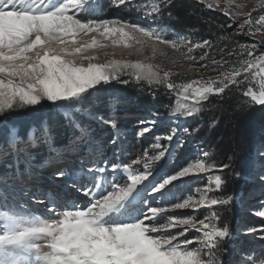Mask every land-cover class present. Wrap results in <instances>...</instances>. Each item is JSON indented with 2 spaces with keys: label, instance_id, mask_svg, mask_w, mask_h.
<instances>
[{
  "label": "snow or ice",
  "instance_id": "snow-or-ice-1",
  "mask_svg": "<svg viewBox=\"0 0 264 264\" xmlns=\"http://www.w3.org/2000/svg\"><path fill=\"white\" fill-rule=\"evenodd\" d=\"M203 2L228 16L231 23L226 27L235 24V32L227 33L221 25L223 35L193 42L178 34L170 37L160 26L91 18L90 14L99 16L97 0H0V129H6L0 141V264H264V245L247 252L243 245H232L235 258H224L226 241L233 234L218 208L229 205L233 196L216 194L225 183L221 175L186 196L174 183L192 174L223 171L230 163L206 162L208 153L198 149L199 156L173 173L169 161L175 148L183 146L178 138L169 151L177 128L156 136L151 154L145 149L120 160L114 149L106 154L92 136L91 124L82 119L100 120L119 136L114 115L123 103L119 97L110 99L107 118L94 114L93 105L82 107L90 89L112 81L131 80L175 92L172 116L177 119L201 112L202 101L231 86L241 89L246 98L242 105L264 106V39L253 44L234 39L237 34L264 36V0H254L249 11L239 10L244 5L235 0ZM112 3L131 6L145 18L157 20L171 0ZM103 41L128 48L138 45L141 52L153 41L175 50L178 58L204 62L200 67L214 75L176 83L174 73L159 65L118 59L101 63L88 53L108 47ZM195 49L201 50L199 56L192 54ZM151 51L155 55L154 47ZM43 101L51 102L63 117L62 127L70 130L66 143L57 145L58 125L46 119L23 133L19 124L9 123L12 113ZM140 123L145 126L138 135L143 136L152 131L156 119ZM116 143V138L110 142ZM41 147L48 155L36 163V150ZM166 153L167 159L158 164ZM43 168L53 169L54 178L46 183L39 174ZM68 176L73 178L71 191L57 182ZM255 179L264 183V166ZM73 192L82 194L83 201ZM31 201L42 207H33ZM178 209L197 211L178 215ZM256 214L264 217V210ZM244 232L264 233V224ZM259 239L264 240V235Z\"/></svg>",
  "mask_w": 264,
  "mask_h": 264
},
{
  "label": "rangeland",
  "instance_id": "rangeland-1",
  "mask_svg": "<svg viewBox=\"0 0 264 264\" xmlns=\"http://www.w3.org/2000/svg\"><path fill=\"white\" fill-rule=\"evenodd\" d=\"M199 2L200 4L204 5L207 10L210 12H218L223 15H225L223 12L215 9H208L206 4L203 2V0H195ZM135 4H143L147 5L151 2V0H133ZM235 3L237 5H244L242 9H239L241 11H249L251 10V7L254 3V0H235ZM98 8H99V16L91 15V18H101V19H125L129 22H135L140 23L142 26L151 24L153 26H160L167 30L169 36L171 37L173 34H178L180 36H185L191 39L186 34H183L181 32H177L173 29H169L168 27L159 24L158 22L154 20L147 19L143 16V13L140 11H137L135 8H132L129 6V8H126L124 5L114 6L112 3V0H97ZM257 11H259V8L257 7ZM256 15V12H253V16ZM226 16V15H225ZM228 17V16H227ZM228 20L229 17H228ZM231 21V20H230ZM90 35H96L95 33ZM253 43H259L261 39H264V36L261 34H257L255 37L247 36ZM90 37H83L84 41H88ZM193 40V39H192ZM197 40H193V42H196ZM105 44L108 45L106 48L102 49H95V50H89L88 54H92L98 57V62H105L109 59H118V60H131L136 61L140 60L147 64H154L159 65L162 68L166 70H170L174 73L173 79L176 83H182L185 81H188L190 79H200L201 77L206 78L209 75H214V73L211 72L210 69H203L200 67L201 63L204 62H192L188 61L186 59L178 58V53L171 49L168 46L161 45L158 43H155L153 41H148V45L150 46L148 49H146L144 52L139 51V46L134 45L131 48L125 47L124 45H111L110 41H103ZM264 47V45H261ZM156 49L155 55H152V48ZM201 53L200 49H195L192 53L193 55L199 56ZM122 79H127V77H122ZM139 83L129 81L128 84L119 83L117 81L110 82L107 86L109 88H113L115 86H120L123 89L122 93H127V88H135ZM100 85H97L95 89H90L89 93L90 95L87 98H91L93 95H96V89ZM153 87V86H152ZM164 89V88H163ZM166 93L170 94L171 99H173L176 103L177 96L175 92H169L168 90H165ZM119 91H116L118 93ZM118 94H115L113 96H117ZM121 95V94H120ZM213 95H219V94H213ZM212 96V95H211ZM102 101V100H101ZM101 101H97L98 104H101ZM93 105V104H92ZM89 103L87 105H83L82 107H89ZM111 110V109H110ZM109 110V107H103L100 105L97 109L95 107H92V111L94 114L102 115L105 118L108 117V115L111 113ZM43 114L45 116H49L52 121L59 120L63 118L52 106L51 102L43 101L40 105L30 106L28 108L19 110L17 112L12 113L10 119L11 121H16V124H19L21 126V131L25 130L29 127L28 120L23 121L25 118L28 117V115L31 114ZM120 114L132 116L128 117V122H123L120 124H117V129H119V136H117V130L112 129L110 125L104 124L100 120H88L85 119L86 123H90L92 127V136L96 138L97 141H99L100 145L106 149V154L111 155L113 149L116 152V157H118L120 160H128L130 158H134L139 153L143 152L145 149L149 150V154H151L152 150L150 149V145L155 142L156 136H166L169 134L170 130L172 128H175L173 126V123L168 122V119L165 115H158L154 113H144V112H138L132 113L129 110H115L114 115L121 116ZM41 116V115H40ZM9 119V120H10ZM27 119V118H26ZM156 119V124L152 128V131L149 133H145L143 136H139L138 132L144 127L145 125H142L140 123L141 120H152ZM24 122V123H23ZM113 138L117 139V143L115 145H111L110 142ZM183 140V146L182 147H176L175 151L173 152L172 159L169 161V169L174 173L175 170H178L179 168L183 166H187V164L195 157L199 156L201 153L198 152V149H202L196 144H193L189 146L191 142ZM67 142V141H66ZM66 142H56L57 145L66 143ZM162 144H168L169 142L162 140ZM177 145V137L173 138V141L171 142L169 146V151L172 152L173 147ZM203 150V149H202ZM39 155H37L36 163L42 162V160L48 155L47 151L41 147L36 150ZM261 153H264V147L262 149L257 150L255 153L256 160L254 162V171L249 175L246 182L243 185V188L239 191L238 196L232 200V202L229 204L230 207L236 208L238 211V214L235 218L229 217L231 219V222L228 218H225V206L219 207L218 210L222 213L221 220L222 222L227 223L230 226V229L233 234V239L226 241L225 247L228 251V256L224 257L225 260L231 258H235L233 253L232 245L244 246L245 251L258 248L262 245H264V240L259 239L260 235H264V233L256 232V233H245L244 230L249 226H259L261 224H264V217L258 216L256 213L258 211L264 210V208L261 207L262 204H264V183L259 181L258 179H255L256 176L261 171V167L264 166V157L261 156ZM116 157L113 159L115 160ZM167 159V153L165 155V158H163L161 161L157 162L163 163L164 160ZM206 162H210L208 160V157L206 158ZM3 169L0 168V172H2ZM39 174L41 177L44 178V182L46 183L49 178L53 177V169L51 168H43L39 170ZM221 175L217 169H213L210 173H198V174H192L188 177L181 178L180 181L174 182L175 184L179 185V188L183 191V194L189 195V194H195L197 188H203L207 185L208 180L214 176V175ZM222 178V175H221ZM223 180V179H222ZM224 181V180H223ZM58 183L64 185L65 187H69L73 183V178L68 176L64 177L62 180L57 181ZM171 187V186H169ZM224 184L222 185V188L219 193H216L217 195L224 194V191L226 190L224 188ZM73 195L77 196V199L82 202L83 197L82 194H75L73 192ZM158 195V194H157ZM198 196V194H197ZM33 207H42L40 205H37L35 201L30 202ZM197 210L193 209H178L175 211V214L178 215H192L196 214ZM200 213L204 212V209L198 210ZM233 221V224H232ZM189 237L192 236V233H188Z\"/></svg>",
  "mask_w": 264,
  "mask_h": 264
},
{
  "label": "trees",
  "instance_id": "trees-1",
  "mask_svg": "<svg viewBox=\"0 0 264 264\" xmlns=\"http://www.w3.org/2000/svg\"><path fill=\"white\" fill-rule=\"evenodd\" d=\"M154 21L197 41L214 40L216 36L223 35L224 33L220 30L221 25L225 26L227 33H234L236 29L235 24L231 28L226 27L231 23L227 16L218 12H210L195 0H171L169 6L164 9V15ZM234 39L240 43L253 44L243 34L235 35ZM212 54L209 52L210 56ZM216 58L219 59V55ZM127 90V93H122L123 89L120 86L113 88L107 85L99 86L96 89V95L86 98L83 105L93 104L95 109L100 105L102 108L109 107L110 99L118 94L117 96L123 101L116 106L118 110L125 109L136 114L144 112L165 115L168 122L173 123V126L178 129L177 139L191 142L189 146L198 145L208 153V160L214 161L217 165L230 163L229 168L218 171L225 181L224 194L233 196V199L238 196L247 178L254 171L255 153L264 147V106L242 105L241 101L246 98L242 96L241 89L231 86L224 93L212 95L207 101H202L201 112L191 117L177 119L172 116L176 103L162 86L155 87L154 90V86L139 83L135 88H127ZM116 91L119 92L116 93ZM97 101H101V104ZM40 115L33 113L24 117L23 121L28 120L29 126L39 125L45 119L49 123L57 124L58 139L56 142H66L70 130L62 127L63 118L52 121L49 116ZM120 115L115 116L117 124L128 122V117H132ZM9 123L16 124V121L10 119ZM182 128H187L189 132L184 133ZM5 130L0 129V141L4 139ZM236 173L240 174L239 177ZM224 210L225 218L228 219L229 217L235 218L238 214L237 209L229 205ZM229 220L231 222V219Z\"/></svg>",
  "mask_w": 264,
  "mask_h": 264
}]
</instances>
